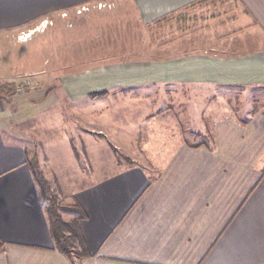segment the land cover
<instances>
[{
  "label": "crops",
  "instance_id": "1",
  "mask_svg": "<svg viewBox=\"0 0 264 264\" xmlns=\"http://www.w3.org/2000/svg\"><path fill=\"white\" fill-rule=\"evenodd\" d=\"M105 1L130 2L142 26L176 13L169 25L190 28L167 45L176 48L171 56L107 71L100 91H72L74 102L105 92L144 104L129 108L135 125H121L114 144L104 141L110 147L101 132L111 127L90 123L94 109L73 112L99 137L85 139L88 180L69 203L87 216V258L56 249L30 169L35 149L18 131L25 134L18 121L26 114L0 102V264H264V0H0V31ZM195 8L214 14L191 29ZM155 83L172 84L169 99H199L200 124L185 103L152 109L156 89L129 91Z\"/></svg>",
  "mask_w": 264,
  "mask_h": 264
},
{
  "label": "rangeland",
  "instance_id": "2",
  "mask_svg": "<svg viewBox=\"0 0 264 264\" xmlns=\"http://www.w3.org/2000/svg\"><path fill=\"white\" fill-rule=\"evenodd\" d=\"M98 3L86 4L89 12L79 14L77 7L63 11L49 21H39L32 27L0 31V102L5 103L3 107L7 106L10 112L26 114L18 121L25 133L18 130L21 139L35 149L31 159L46 182V188L54 192L64 207L71 205L73 192L88 180L91 162L87 158L85 139L89 136H92V141L99 138L97 133H93L98 131L87 129L86 118H80L82 115L78 117L73 112L80 108L94 109V113L90 112L92 121L89 122L93 126L108 124L111 129L106 136L100 131L102 142L114 144L113 135L121 125H128L130 129L135 125V110L130 111L129 108L144 105L131 97L108 99L101 96L87 102H74L72 91L77 89L78 84L81 92L100 91L107 84L102 79L107 71L112 75L119 74L121 70L133 69L135 65L143 67L151 64L146 63L150 56L152 60L171 56L176 48L168 50L167 45L182 39L186 29L190 28L189 23L180 26L182 23L178 22L173 26L169 22L165 25L146 22L142 26L130 2L117 5L115 1H105L102 2V9H98ZM95 5L97 8H94ZM64 14L67 16L64 17ZM211 14L214 12L195 8V12L190 13L194 19L191 29H197L201 24L204 26ZM31 31L35 34L25 38V34ZM154 49L155 57L152 56ZM171 85L157 83L129 91L156 89L158 97L152 100L153 103L149 102L152 109L166 107L169 103L174 107L179 102L185 103V107L193 113L192 125L200 124L199 117H195L201 101L187 97L169 99L166 95L172 91ZM114 88L128 89L122 86ZM130 129L128 132H132ZM125 140L136 143L132 136H126ZM189 140L195 139L189 136ZM99 147L103 149L104 145ZM116 149L115 153L121 155L122 151L118 147ZM53 152L58 156L60 154L62 159L53 161L52 158H56L50 155ZM71 156L75 159V166H72ZM117 158L121 162V158ZM63 216L66 220L72 219L70 212H64Z\"/></svg>",
  "mask_w": 264,
  "mask_h": 264
},
{
  "label": "trees",
  "instance_id": "3",
  "mask_svg": "<svg viewBox=\"0 0 264 264\" xmlns=\"http://www.w3.org/2000/svg\"><path fill=\"white\" fill-rule=\"evenodd\" d=\"M176 13L166 15L155 21L156 24L165 25L171 21ZM105 92L91 93V97L104 96ZM30 169L33 173L35 181L40 188L42 204L45 207L48 216V222L52 238L55 242L56 249L70 259L74 257L87 258L90 256L85 238L80 229V221L87 218L85 212L78 204L61 206L54 192H50L45 186V181L41 173L38 172L36 164L30 162ZM70 210V211H67ZM70 212L73 218L64 219L63 213ZM0 246L2 243L0 242Z\"/></svg>",
  "mask_w": 264,
  "mask_h": 264
},
{
  "label": "built area",
  "instance_id": "4",
  "mask_svg": "<svg viewBox=\"0 0 264 264\" xmlns=\"http://www.w3.org/2000/svg\"><path fill=\"white\" fill-rule=\"evenodd\" d=\"M97 5H98V9H102V8L104 7V4H102V2L98 3ZM97 5H95L94 8H97ZM78 8H79V9H78V13H79V14L84 13V12H89V11H90L89 6H87V5H81V6L78 7ZM63 16L66 17L67 14H64ZM33 33H34V31H31V32L25 34V38H26V37H27V38H28V37L30 38V36H31ZM20 37H21V36H20ZM26 85H27V83H26ZM18 92H20V91H18Z\"/></svg>",
  "mask_w": 264,
  "mask_h": 264
},
{
  "label": "bare ground",
  "instance_id": "5",
  "mask_svg": "<svg viewBox=\"0 0 264 264\" xmlns=\"http://www.w3.org/2000/svg\"><path fill=\"white\" fill-rule=\"evenodd\" d=\"M35 34V33H34Z\"/></svg>",
  "mask_w": 264,
  "mask_h": 264
}]
</instances>
